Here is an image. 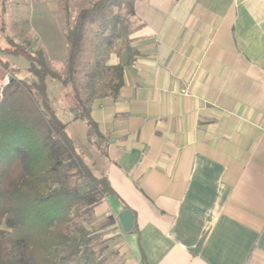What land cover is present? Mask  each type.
<instances>
[{
	"label": "crops",
	"instance_id": "1",
	"mask_svg": "<svg viewBox=\"0 0 264 264\" xmlns=\"http://www.w3.org/2000/svg\"><path fill=\"white\" fill-rule=\"evenodd\" d=\"M130 26L91 108L94 228L120 264H264V0H139Z\"/></svg>",
	"mask_w": 264,
	"mask_h": 264
},
{
	"label": "trees",
	"instance_id": "2",
	"mask_svg": "<svg viewBox=\"0 0 264 264\" xmlns=\"http://www.w3.org/2000/svg\"><path fill=\"white\" fill-rule=\"evenodd\" d=\"M137 1L97 0L71 23L65 0L64 71L54 70L43 50L24 52L34 80L13 75L5 87L0 98V264H105L102 236L88 223L95 207L114 191L76 150L52 104L47 79L62 84L72 105L67 107L85 122L89 142L103 141L91 108L98 99L118 96L124 86V67L110 66L108 59L128 46Z\"/></svg>",
	"mask_w": 264,
	"mask_h": 264
},
{
	"label": "rangeland",
	"instance_id": "3",
	"mask_svg": "<svg viewBox=\"0 0 264 264\" xmlns=\"http://www.w3.org/2000/svg\"><path fill=\"white\" fill-rule=\"evenodd\" d=\"M95 1L97 0H68L70 22L74 23L80 10ZM64 7L65 0H0V66L5 62L9 63H5L6 72L0 87L7 75L9 81L13 75L29 82L34 80L29 72L30 63L23 57L24 52L28 54L43 50L50 66L60 73L64 71L68 51L65 38L67 13ZM47 86L52 104L74 140L76 150L84 158L95 160L97 151L104 150V141L93 140L90 145L86 139L85 122L81 119L71 121V114L64 116V110L67 108L71 111L68 107L72 105L68 104L70 96L68 101L62 84L48 78ZM96 225L93 219L88 223L92 230ZM99 233L102 236V257L105 264H120L117 254L110 251L112 246L105 241V233Z\"/></svg>",
	"mask_w": 264,
	"mask_h": 264
},
{
	"label": "water",
	"instance_id": "4",
	"mask_svg": "<svg viewBox=\"0 0 264 264\" xmlns=\"http://www.w3.org/2000/svg\"><path fill=\"white\" fill-rule=\"evenodd\" d=\"M119 220L125 232H130L133 228L134 216L133 213L129 210L123 211L119 215Z\"/></svg>",
	"mask_w": 264,
	"mask_h": 264
},
{
	"label": "built area",
	"instance_id": "5",
	"mask_svg": "<svg viewBox=\"0 0 264 264\" xmlns=\"http://www.w3.org/2000/svg\"><path fill=\"white\" fill-rule=\"evenodd\" d=\"M9 83L8 75L4 78L2 86L0 87V98L2 97L3 90L5 86Z\"/></svg>",
	"mask_w": 264,
	"mask_h": 264
}]
</instances>
